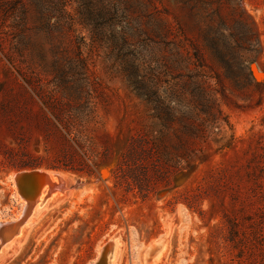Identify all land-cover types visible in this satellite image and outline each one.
<instances>
[{
  "label": "rangeland",
  "instance_id": "374dc122",
  "mask_svg": "<svg viewBox=\"0 0 264 264\" xmlns=\"http://www.w3.org/2000/svg\"><path fill=\"white\" fill-rule=\"evenodd\" d=\"M0 105L2 145L54 160L64 145L82 155L78 140L97 164L85 157L92 178L36 169L70 192L33 208L0 264H93L113 237L118 264H155L160 241L162 264H264L263 237L242 253L223 225L264 160V0H0ZM138 136L179 169L146 201L112 173ZM16 172H0V222L25 207Z\"/></svg>",
  "mask_w": 264,
  "mask_h": 264
},
{
  "label": "trees",
  "instance_id": "16d2710c",
  "mask_svg": "<svg viewBox=\"0 0 264 264\" xmlns=\"http://www.w3.org/2000/svg\"><path fill=\"white\" fill-rule=\"evenodd\" d=\"M4 106L0 105V112L4 111ZM82 155L71 146L64 145L58 152L54 160H48L43 157H36L24 148H9L0 143V156H3L8 163L1 165L0 172L36 170L45 168L47 170L78 172L88 176L95 177L93 170L86 159L97 164L91 159L83 143L76 141ZM159 146L149 141L146 136L133 138L120 161L117 163L113 173L114 187L122 189L125 192H137L142 201H146L156 192V185L167 184L172 174L178 172V163L174 165L171 160L164 159ZM104 164V163H103ZM97 167L99 174L105 170L106 164ZM172 169V170H171ZM218 170V169H216ZM219 172V171H216ZM222 177L216 178L220 182ZM247 182L250 183L244 197L237 198V193H231V205L238 207V212L243 213L248 209L254 210L251 215H247L241 221L238 212L224 214L223 225L227 230L228 238L225 239L226 245H231L234 250L242 251L247 248V243L264 238V160L255 164L247 172ZM212 190V184L204 181L200 184L198 191L201 198L207 197L206 193ZM243 257L241 256V259ZM233 259L226 264H235Z\"/></svg>",
  "mask_w": 264,
  "mask_h": 264
},
{
  "label": "bare ground",
  "instance_id": "6f19581e",
  "mask_svg": "<svg viewBox=\"0 0 264 264\" xmlns=\"http://www.w3.org/2000/svg\"><path fill=\"white\" fill-rule=\"evenodd\" d=\"M41 172L44 173V176H42V177L36 176V180L33 181V184H35L36 188L33 189V192H31V193L26 192L24 187H22V188L20 187L22 193L20 191L18 193V191H17V193L21 196V198L24 199L25 207L26 206L31 207L29 210L28 216H27L28 218L32 214L34 209H35V212H34V215H35V214L39 213L41 210L43 211V209L49 207L50 205L54 206L53 204L57 205V204L63 203L67 199V194H69L70 189H71L69 187L68 178H66L67 175L64 176L62 174L53 173V172H44V171H41ZM14 176H15V173L11 176L13 182H14V180H13ZM69 179H71V178H69ZM48 185H51V186L48 187ZM35 206H36V208H35ZM39 214H37V215H39ZM21 217H22V215H20L17 219H15L14 220L15 223H18L21 220ZM3 223H11V222H3ZM26 224H27V222L25 221L24 224H22L20 226L19 233H17L16 235H13L12 238L9 239L8 243L11 241H16L17 239L22 238V236H25L26 232L28 231L27 230L28 227L25 229L23 227ZM28 224H27V226H28ZM15 238H17V239L14 240ZM111 241H113L114 244L105 253L104 264H118V261H119V257H120L119 253H117V251H115V249H116V238L113 237L111 239ZM8 243H6V244H8ZM165 246H166V243L164 241L156 242V243L150 245L145 250L144 259L154 256L155 264L164 263L166 260L167 254H168V249ZM3 248H4V246L2 248H0V255L4 252ZM101 252H102V249H100V254H101Z\"/></svg>",
  "mask_w": 264,
  "mask_h": 264
},
{
  "label": "water",
  "instance_id": "95a60500",
  "mask_svg": "<svg viewBox=\"0 0 264 264\" xmlns=\"http://www.w3.org/2000/svg\"><path fill=\"white\" fill-rule=\"evenodd\" d=\"M36 176L42 177L44 176V173H42L41 170L16 172L13 178L14 180L13 183L18 193L19 191L22 193L21 191L22 187H24L25 191L28 193L33 192V189L36 188L35 184H33V181L36 180ZM50 186L51 185H48V187ZM30 208L31 207H28V206L24 208V210L22 211L21 220L18 223H15L14 220H10L9 222L11 223L0 222V248L5 246L6 243H8L9 239H11L13 235H16L17 233H19V228L26 221ZM113 244H114L113 241H111L105 247H103L99 258L93 264H104V255L113 246Z\"/></svg>",
  "mask_w": 264,
  "mask_h": 264
}]
</instances>
